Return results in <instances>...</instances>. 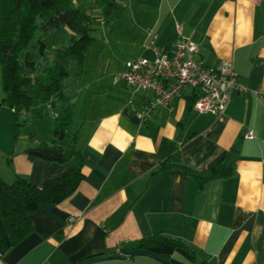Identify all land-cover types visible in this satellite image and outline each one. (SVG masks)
I'll list each match as a JSON object with an SVG mask.
<instances>
[{
	"label": "crops",
	"instance_id": "obj_1",
	"mask_svg": "<svg viewBox=\"0 0 264 264\" xmlns=\"http://www.w3.org/2000/svg\"><path fill=\"white\" fill-rule=\"evenodd\" d=\"M135 3L120 2L117 9L129 15L118 35L129 40L128 47L116 52L102 37L99 48L85 55L67 127L68 134L79 132L84 179L60 203L37 206L29 216L34 230L0 257V264H72L136 248L140 238L157 232L184 239L195 251L192 257L170 245L152 248L173 264H264V0H141L137 8ZM177 25L180 34L197 43L206 65L231 60L247 88L233 94L218 116L189 110L194 95L186 90L141 121L138 112L150 93L123 82L113 85L112 75L126 60L153 56L147 47L152 34L159 47L168 48L179 35ZM33 108L51 117L48 104ZM50 129L47 125L37 141L48 139ZM249 129L253 137L245 136ZM8 133L0 131L4 182L18 175L38 185L71 167L29 160L24 152L28 137L8 148L1 140ZM237 138L230 177L199 187L184 173L208 177ZM177 143L180 161L152 175ZM92 264L162 263L135 255Z\"/></svg>",
	"mask_w": 264,
	"mask_h": 264
},
{
	"label": "trees",
	"instance_id": "obj_2",
	"mask_svg": "<svg viewBox=\"0 0 264 264\" xmlns=\"http://www.w3.org/2000/svg\"><path fill=\"white\" fill-rule=\"evenodd\" d=\"M93 1L103 16H109L120 4V0ZM61 25L69 30L66 40L52 48L46 59L36 60L34 49L38 55H46L43 42L38 41L37 45L34 42L38 33H47ZM94 31L92 16L75 0H0V81L2 91L7 95L0 99V107L5 101L9 102L16 138L20 129L30 122L31 107L48 104L52 111L51 136L37 141L30 133L24 152L29 160L38 158L71 165L66 173L46 178L38 185L18 175L11 183L0 178V257L34 230L29 216L39 204L60 203L75 192L85 177V159L77 148L79 132L68 134L67 127L80 87L85 55L95 41ZM194 100L195 97L189 98V110ZM187 114L188 111L178 122L179 129H182ZM36 115L40 117L41 111L38 110ZM239 143L237 138L208 177L184 173L194 176L199 187L209 179L230 177ZM179 146V143L173 146L152 175L166 171L169 163L180 161ZM163 245L182 248L195 256L188 241L160 232L140 238L136 248L152 249ZM162 256L169 260L167 255Z\"/></svg>",
	"mask_w": 264,
	"mask_h": 264
},
{
	"label": "built area",
	"instance_id": "obj_3",
	"mask_svg": "<svg viewBox=\"0 0 264 264\" xmlns=\"http://www.w3.org/2000/svg\"><path fill=\"white\" fill-rule=\"evenodd\" d=\"M168 48H161L151 35L147 47L151 58L138 56L126 60L121 69L112 75L111 82H123L127 86L150 93V98L138 112L145 121L156 106L168 107L182 92L190 90L195 100L192 110L213 116L222 114L231 96L246 90L233 63L221 59L215 66L205 64L197 43L180 34ZM246 137H253L249 129Z\"/></svg>",
	"mask_w": 264,
	"mask_h": 264
},
{
	"label": "rangeland",
	"instance_id": "obj_4",
	"mask_svg": "<svg viewBox=\"0 0 264 264\" xmlns=\"http://www.w3.org/2000/svg\"><path fill=\"white\" fill-rule=\"evenodd\" d=\"M159 1V0H154ZM121 4H127L129 0H120ZM131 2H141V0H131ZM75 3L82 5L92 16L93 19V25L95 26V31L93 32L95 36V42L91 46L90 52H93L97 48H99L100 45V39L107 38L110 42L111 48L115 50L116 52L124 50L129 45V40L126 39H119L118 35L121 34V28L124 24V21L126 20L127 14L122 13L121 10H113V12L109 16H103L100 12V9L98 5L93 0H75ZM135 3V4H136ZM140 5V3L138 4ZM136 4V8L138 6ZM142 5V4H141ZM124 26V25H123ZM69 34V30L64 25H61L59 28L49 30L47 33L39 32L36 39L34 40L35 44H38V41H42L45 45L46 55L40 56L38 55L36 49L33 50L35 59L40 61L46 59V57L49 55V51L54 48L61 45V43L66 40L67 36ZM124 52H120V55L123 56ZM126 53V52H125ZM124 53V54H125ZM40 81H43V77L40 78ZM35 93L37 90L34 91ZM1 98H7V95L2 91L1 88V81H0V99ZM36 107V106H34ZM3 108V109H2ZM10 108L9 102L5 101L4 104L0 107V131L4 132L2 136H5V131L8 129V137H4L2 140V143L5 147L8 146L12 147L14 145H21L23 142V137H28L30 133H33L37 139V136L44 135V131L47 125L51 127V118H49L44 112L41 113L42 115L38 117L36 115L35 109H30L29 111V117L30 122L29 124L23 126L20 129V132L18 136L15 138L13 135V118H12V110L11 113H8V109ZM32 108V107H31ZM2 110V111H1ZM51 133V129H50ZM28 140V139H27ZM7 168V166L5 165Z\"/></svg>",
	"mask_w": 264,
	"mask_h": 264
},
{
	"label": "water",
	"instance_id": "obj_5",
	"mask_svg": "<svg viewBox=\"0 0 264 264\" xmlns=\"http://www.w3.org/2000/svg\"><path fill=\"white\" fill-rule=\"evenodd\" d=\"M135 255H145L152 257L162 264H173L167 258L163 257L162 254L158 253L152 249H141V248H131L122 249L115 252H105L101 254L92 255L89 257L82 258L72 264H92L100 261L114 260V259H127Z\"/></svg>",
	"mask_w": 264,
	"mask_h": 264
}]
</instances>
